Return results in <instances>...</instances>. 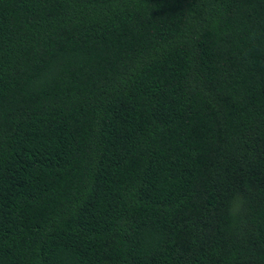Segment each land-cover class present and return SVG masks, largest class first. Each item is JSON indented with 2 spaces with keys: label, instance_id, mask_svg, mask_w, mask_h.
<instances>
[{
  "label": "trees",
  "instance_id": "obj_1",
  "mask_svg": "<svg viewBox=\"0 0 264 264\" xmlns=\"http://www.w3.org/2000/svg\"><path fill=\"white\" fill-rule=\"evenodd\" d=\"M0 264H264V0H0Z\"/></svg>",
  "mask_w": 264,
  "mask_h": 264
}]
</instances>
